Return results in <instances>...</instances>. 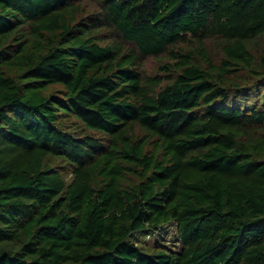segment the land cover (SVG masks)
Here are the masks:
<instances>
[{
  "label": "trees",
  "instance_id": "1",
  "mask_svg": "<svg viewBox=\"0 0 264 264\" xmlns=\"http://www.w3.org/2000/svg\"><path fill=\"white\" fill-rule=\"evenodd\" d=\"M262 88L264 0H0V264H264Z\"/></svg>",
  "mask_w": 264,
  "mask_h": 264
},
{
  "label": "rangeland",
  "instance_id": "2",
  "mask_svg": "<svg viewBox=\"0 0 264 264\" xmlns=\"http://www.w3.org/2000/svg\"><path fill=\"white\" fill-rule=\"evenodd\" d=\"M155 66V61L153 59H146L144 61V67L146 70H151ZM260 101L264 102V88L261 89ZM70 177H68L69 179ZM175 229L170 227L169 229H164L160 231V234H135L132 239L136 241V244L146 251H152L154 246H161L162 242L171 249H177L178 244L174 241L175 239Z\"/></svg>",
  "mask_w": 264,
  "mask_h": 264
}]
</instances>
